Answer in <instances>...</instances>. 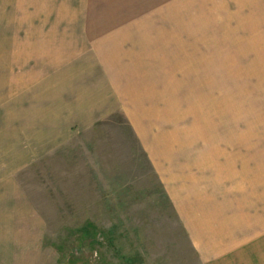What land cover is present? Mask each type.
Wrapping results in <instances>:
<instances>
[{"label": "rangeland", "instance_id": "obj_1", "mask_svg": "<svg viewBox=\"0 0 264 264\" xmlns=\"http://www.w3.org/2000/svg\"><path fill=\"white\" fill-rule=\"evenodd\" d=\"M252 2L259 5L253 16L236 13L243 0H0V207L31 208L38 224L16 234L31 246L0 247V264H15L5 262L13 258L16 264H201L190 237L206 231H187L165 192L173 185L170 167L152 162L122 111L45 155L30 154L17 149L13 135L26 103L16 102L11 87L24 84L25 62H46L25 50H89L120 40L124 49L152 42L168 53L174 39L166 37L178 27L193 24L195 35H214L225 22L249 20L264 32V0ZM116 32L122 40L113 39ZM201 41L194 40V50H177V104L155 100V127L162 143H177L170 152L178 160L188 153L182 143L208 142L217 127L239 121L237 111L242 126L250 112L264 117V50H202ZM26 248L31 259L22 262Z\"/></svg>", "mask_w": 264, "mask_h": 264}, {"label": "crops", "instance_id": "obj_2", "mask_svg": "<svg viewBox=\"0 0 264 264\" xmlns=\"http://www.w3.org/2000/svg\"><path fill=\"white\" fill-rule=\"evenodd\" d=\"M252 1L243 0L234 11L256 13L255 7L259 5ZM174 26L173 23V29ZM221 26L214 35L210 32L195 35L193 24L185 30L179 27L171 30V37L166 38L174 39L173 51L168 53L155 50L152 42L149 47L138 42L136 47L124 49L118 32L113 39L119 41L106 40L105 45L89 50H25L27 55L45 56L46 62L38 66L25 62L24 84L20 80L16 87H11V92H16V102L26 103V112L20 113L22 117L13 135L18 140V150L25 148L30 154L45 155L68 143L76 132L92 128L100 120L122 111L152 162L170 167L167 179L173 185H165V192L187 231L194 228L206 231L203 238L194 233L190 237L200 248L197 251L201 264H248L251 257L263 264L264 125L257 124L264 117L250 112L247 125L242 126L239 122L242 114L237 111L234 119L239 121L234 126L217 127L208 142L182 143L188 153L186 157L180 156V160L173 157L177 151L170 152L177 143H162L155 127L158 111L155 100L164 97L168 107L172 99L177 104V82L172 75V71H177V50H194L197 38L202 39V50H264V32L254 29V22L247 20L242 26L241 22L228 21ZM187 95V86L183 85V96ZM214 97L220 100L219 96ZM40 104L43 108L38 111ZM30 107H34L31 109L36 114ZM27 209L19 213L12 206L0 207V232H5L3 238L0 236V247L32 245L16 235L18 230L28 227L32 230L35 223L38 225L34 212ZM31 254L26 248L20 261L31 259L28 256ZM13 260L5 262H18L17 258Z\"/></svg>", "mask_w": 264, "mask_h": 264}]
</instances>
